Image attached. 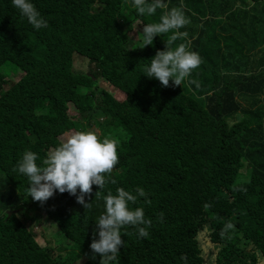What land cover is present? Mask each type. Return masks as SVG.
Instances as JSON below:
<instances>
[{"label":"trees","instance_id":"trees-1","mask_svg":"<svg viewBox=\"0 0 264 264\" xmlns=\"http://www.w3.org/2000/svg\"><path fill=\"white\" fill-rule=\"evenodd\" d=\"M30 2L47 27L36 30L12 0H0V264H99L90 244L104 196L117 188L136 195L137 187L147 195L128 206L151 219L149 235L123 226L124 246L110 264H264V0H164L189 21L172 47L185 43L202 58L175 87L145 76L176 31L143 47V26L165 9ZM78 131L117 141L109 182L99 195L93 185L87 208L67 192L33 201L28 177L14 171L24 152L43 166ZM44 215L64 247L34 232Z\"/></svg>","mask_w":264,"mask_h":264},{"label":"clouds","instance_id":"clouds-1","mask_svg":"<svg viewBox=\"0 0 264 264\" xmlns=\"http://www.w3.org/2000/svg\"><path fill=\"white\" fill-rule=\"evenodd\" d=\"M133 2L141 15L145 13L153 15L158 8L166 10L161 15L160 22L143 26V47L152 45L154 37L176 30L165 41L164 50H157L151 58L150 66L145 68V76L157 79L163 87H169L170 81L173 87L181 86L182 82L191 75L192 70L202 63L199 53L189 51L187 44L180 43L175 48L172 47L178 38L187 37L188 33L180 32L179 29L189 21L182 10L177 8L167 10L168 5L164 0H153L151 4H146V0H133ZM12 3L36 30L47 27V21L41 17L30 0H12ZM190 83L196 82L193 80ZM37 159L36 153L26 150L14 169L28 177L27 193L33 201L43 205L57 191L61 194L67 192L76 197L77 203L87 208L90 207V202L85 201V196H91L93 185L99 187V191L96 192L99 195L100 190H103L109 182L105 174L112 172L118 164L119 157L115 139L105 137L101 141L93 131H78L51 151L43 161V166L37 165ZM111 183L115 184L116 181L112 180ZM78 189L79 194H77ZM146 195L143 188L137 187L136 195L124 188H117L116 194L109 191L104 196L105 213L96 223L90 244L92 258L95 259L96 255H99V264H110L116 259L120 247L124 246L120 234L123 226H136L142 238L149 235L147 228L152 224L151 219H145L143 208L137 207L132 210L128 206L129 202L135 203L138 196L146 197ZM163 215L161 212L159 219L162 220Z\"/></svg>","mask_w":264,"mask_h":264},{"label":"rangeland","instance_id":"rangeland-1","mask_svg":"<svg viewBox=\"0 0 264 264\" xmlns=\"http://www.w3.org/2000/svg\"><path fill=\"white\" fill-rule=\"evenodd\" d=\"M216 27H217V25L212 28V31L215 30ZM216 29H217L216 35H220V36H223L224 35V32L221 31V28H219V29L216 28ZM219 31H221V34H219ZM78 67L82 71H86L88 69L87 66L78 65ZM91 68L93 69L94 68V65H91ZM6 70H7V68L6 67H3L1 69V72H6ZM20 76H21V74H14V75H10L9 78L12 77L11 80L17 81ZM100 86L102 88L108 89V86H107V83L106 82L100 81ZM73 111H75V110H73ZM95 130H97V132H99V133L102 131V129H101V127L99 125H96ZM35 228H37V229H35ZM35 228H34V232L35 233L39 234L40 232H45L46 237L48 239L52 240L54 238L55 239V242H53V243H54V247L56 249L65 246L64 243H58L59 242V239H60L59 235L57 234L58 231H59L58 226H56V224L50 218H48L46 215H44L43 221L41 222V224L39 226L35 227ZM46 237L45 238L41 237L42 240H41L40 244L42 246H46V244H47Z\"/></svg>","mask_w":264,"mask_h":264}]
</instances>
